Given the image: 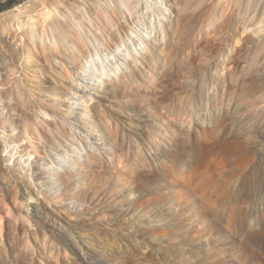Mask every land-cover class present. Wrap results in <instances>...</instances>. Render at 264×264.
I'll return each mask as SVG.
<instances>
[{"label": "rangeland", "instance_id": "rangeland-1", "mask_svg": "<svg viewBox=\"0 0 264 264\" xmlns=\"http://www.w3.org/2000/svg\"><path fill=\"white\" fill-rule=\"evenodd\" d=\"M9 1L0 0V15L36 0L2 8ZM129 1L122 19L135 32L108 39L77 16L88 52H55L51 41L46 53L31 46L20 72L13 38L0 34V90L9 92L0 96L9 174L0 180V264H264V50L253 66L257 90L252 81L229 92L220 70L207 93L213 104L195 95L178 114L175 93L189 76L175 72L170 41L154 39L163 23H176L175 0H151L158 11ZM257 28L248 31L250 48L260 42ZM91 47L103 54L104 71L93 68ZM199 49L178 61L195 51L201 63ZM235 49L216 57L227 60ZM241 64L229 67L236 85ZM127 76L125 90L103 89Z\"/></svg>", "mask_w": 264, "mask_h": 264}, {"label": "bare ground", "instance_id": "bare-ground-1", "mask_svg": "<svg viewBox=\"0 0 264 264\" xmlns=\"http://www.w3.org/2000/svg\"><path fill=\"white\" fill-rule=\"evenodd\" d=\"M80 1L36 0L29 6H21L0 15V34H7L10 35V38H13L14 43L10 50L18 72L21 71V60H24L28 64L31 46L39 48L44 53L47 48V42L51 41L55 52H59L61 47L69 50L70 46L71 48L72 46L76 48L77 51L81 52L85 50L88 52L87 45L89 44L86 41L87 37L85 34L81 35L84 25L83 22L75 19L77 16L82 18L85 14L87 16L86 19L92 23L93 27L96 30H100V33L108 39H122L121 34L126 29L133 32L136 31L134 26L127 25L122 19L123 13L126 10H130L129 0H85L88 6L84 5V8L80 7ZM136 1L140 7L148 8L151 11L157 10L158 5L151 0ZM175 3L177 10L176 23L174 25L163 23L160 32H158L159 38L154 39L157 41L156 39L161 40L163 38L170 41L167 47L170 54V57H168H176L177 60L176 66L172 64L171 67L174 65L175 72L184 71L189 76L184 81L185 88L175 93L177 111H174L176 113L182 114L185 109L187 110L189 103L195 95L205 96L211 106L213 100L207 93L210 90L211 84H214L219 79L220 70H226V81L224 84L227 90H230L229 92L237 88V86L247 87L252 81L253 89L257 90V88L262 86V83H260L261 79L253 78V66L258 62L264 50V29L261 30L262 33L258 29L260 24H263L264 27V0H175ZM57 14L62 15L64 17L63 20L58 18ZM148 23L153 26L155 22L150 21ZM256 25H258L256 29V33H258L257 39H260V42L250 48L247 45L252 42L251 39L253 37L248 31ZM143 39L147 45L146 52L151 54L154 60L155 47L153 43L149 38ZM205 39L211 40L206 41ZM219 39L225 40L221 42ZM231 45L234 49L236 48L235 53L232 52L234 54L229 57L227 56V60L224 58L223 60L217 59L216 55L223 54ZM194 46H200L202 52L204 51L207 56V58L203 59L204 61L199 59L202 62L196 63L198 60L194 54L196 53L195 51L194 53L186 54V56L184 55L185 57L181 61H178L177 57L180 54H184L187 49ZM59 54L63 56L61 51ZM70 54L71 59H75L76 54ZM90 56L93 68L104 71V57L98 47H91ZM154 62H156V59ZM241 63L244 64L243 72L240 76V83L236 85L234 72L237 71H229V67L239 70ZM27 69L32 71L31 66H27ZM174 79V73L171 70L163 73L162 82L165 84L172 83ZM129 84L127 76L119 84H117L115 79L110 80V82H104L103 89L117 94L125 90ZM8 93L5 89L0 90L1 97L7 96ZM17 93L19 94V90ZM185 100H187V103H184ZM174 111L167 110V113L170 112L169 115L174 116ZM2 123L3 121H1ZM4 124L9 131L11 126L9 122L5 121ZM22 127L20 136L27 134L28 124L24 123ZM1 145L0 153L2 150ZM29 148L32 151H37L35 146ZM1 178H9V174L2 163L0 155V180Z\"/></svg>", "mask_w": 264, "mask_h": 264}, {"label": "water", "instance_id": "water-1", "mask_svg": "<svg viewBox=\"0 0 264 264\" xmlns=\"http://www.w3.org/2000/svg\"><path fill=\"white\" fill-rule=\"evenodd\" d=\"M13 0H10L7 4L3 5L2 8L7 7L9 3H11Z\"/></svg>", "mask_w": 264, "mask_h": 264}]
</instances>
